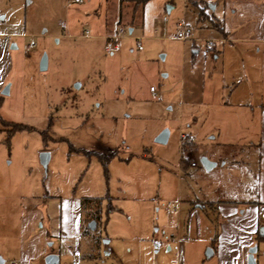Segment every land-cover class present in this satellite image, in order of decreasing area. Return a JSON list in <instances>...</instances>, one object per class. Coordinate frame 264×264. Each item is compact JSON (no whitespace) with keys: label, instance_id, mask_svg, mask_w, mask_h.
<instances>
[{"label":"rangeland","instance_id":"374dc122","mask_svg":"<svg viewBox=\"0 0 264 264\" xmlns=\"http://www.w3.org/2000/svg\"><path fill=\"white\" fill-rule=\"evenodd\" d=\"M140 1L3 0L0 59L9 63L8 94L0 95L3 264L18 259L21 212L38 199L73 194L101 199L92 221L83 224L86 229L94 221V234L101 235L99 260L78 264H231V259L247 264L251 248L255 263L264 264V239L253 236L251 245L238 242L233 248L225 239L220 247L219 237L216 244L221 219L213 204L203 202L254 197L242 188L251 190L255 183L251 132L256 124L239 123L231 115L232 101L245 100L247 85L240 73L249 60L226 57L223 66L212 68L204 44L195 42L193 49L191 39L183 44L175 39L181 23L190 27L194 40L219 38L206 22H197L194 4L206 2L223 18L237 0H151L143 27ZM249 1L264 6V0ZM168 6L172 9L164 12ZM219 25L210 20L211 28ZM84 29L91 37H82ZM115 29L143 38L98 37ZM31 39L34 46L28 49ZM257 47L264 60V44L250 45L251 52ZM242 49L231 48V55ZM43 55L47 68L40 71ZM233 81L241 82L235 90ZM1 122L23 128L11 133ZM163 132L166 143H157ZM180 134L191 141L180 145ZM240 147H252L238 154L249 161L241 166L228 160ZM41 153L49 155L45 168ZM203 157L214 159L210 171L202 167ZM188 200L208 209L188 213ZM50 226L44 215L32 235L54 242L46 235ZM235 232L239 240L240 231ZM212 247L217 251L207 258Z\"/></svg>","mask_w":264,"mask_h":264},{"label":"crops","instance_id":"0c3cea01","mask_svg":"<svg viewBox=\"0 0 264 264\" xmlns=\"http://www.w3.org/2000/svg\"><path fill=\"white\" fill-rule=\"evenodd\" d=\"M150 1L151 0H148L142 6V10H140V26L142 27L144 24L145 5ZM2 4L3 0H0V13ZM198 5H201L203 9L194 4L197 11V22H206L207 28L213 30L217 35H219V38H213L214 45L211 50L209 49L207 51V54H209V63L210 65H213L212 68L215 66L219 67L220 65L223 66L226 57H237L241 60L242 58H247L249 60V65L247 67H242L241 73L239 72L240 75H243V79L247 85L245 100L232 101L233 105H231V107L235 109L231 115L234 117L238 116L237 122L239 123H246V125L252 123L256 124V131L251 132L253 133V137L256 138V144L254 146L255 149L253 150L255 153V183L251 190L246 186L242 188L244 191L243 194H245L246 191H253L252 193L254 197H249L248 200L216 199L205 200L203 202L213 204L215 209L214 213H216V215L221 219L219 224L221 232L218 236H215L216 244L218 243L220 237V247H222L221 244L224 242V239L226 240V245L232 246L233 248L238 242L239 244L251 245L253 236L259 234L264 238L263 231H261L264 229V217L260 215L258 210L259 206L264 205V60L262 59L263 52L260 51L258 47L255 52H251L250 50V45L264 44V6L255 4L249 0H237L230 5L227 11L225 10L223 12V18H220L209 10L211 5H209L208 8L206 7V2H199ZM170 9H172L171 6H168L167 8L165 7L164 12H168ZM0 19H4V16H1ZM130 19L132 22L130 26H133L135 21L134 16H131ZM210 20H218L220 25L216 29H213L210 27ZM133 29V27L128 29V33L130 31L129 34H131ZM85 31H88L89 36H85ZM83 32L84 34H82V37H91L88 29H84ZM109 34L107 36H109ZM107 36L98 35L100 38H106ZM140 38L138 40H140ZM192 42L193 49H197L195 42L206 46L205 41H200L197 38L192 40ZM226 43H229L230 47H228L229 49L225 53L224 48ZM237 46L246 51L236 52L237 50H234L235 52L232 56L230 49H236ZM110 53L112 54V52ZM241 64H243V62H241ZM8 70L9 63L0 59V95H2V90L6 84L5 77ZM232 83L235 85V88L233 89L235 90L237 85L241 82L235 84L233 81ZM251 149L252 147H240L237 150L234 149V155L232 154L228 160L232 164L235 163V165L238 164L241 166V164H247L249 161H247L246 158L240 157L238 154L243 153L244 150L250 153ZM235 153H237V155H235ZM209 160L214 161L212 158H209ZM192 164L193 162L190 166L196 167V164L194 166ZM223 165H225V162H223ZM83 198L89 197L75 196V194H73L70 198H63L59 196L46 197L42 200V202L40 199L35 201V205H31V207H33L30 210H23L21 212V240L18 251V259L17 261H12L17 262V264H30L33 260H36L39 257L45 258L49 254L57 255L59 258V264L61 259L65 260L66 264H69L70 258L74 254L78 258V263L79 261L89 263H95L98 261L99 258H97L96 253L101 251V243L97 250L95 247L92 248V243L95 237H99L101 240V235L97 236L94 234L95 228L94 230H90L88 227L86 229L83 228L84 223L92 221L91 216L95 209H83L81 207V199ZM188 201V213L197 208L203 211L208 209L196 203L198 200ZM178 204L181 206L182 201L181 203L179 201ZM178 209L180 212L181 209L178 208L177 204H175V213ZM44 215L47 218L48 226L51 225L49 228L50 231L48 230L46 235L50 239L54 240V242H47V245L44 240L46 238L45 236L42 237V234H36V236L32 235V229L34 228L35 223L39 220H43ZM86 230L89 231V234H84ZM236 230L240 231L239 240L236 237L238 235L235 232ZM233 235L235 236L233 237ZM82 241L86 243L84 248L81 246ZM53 243L57 245L56 248H53ZM211 250L212 255L210 257L216 253L217 247H212ZM85 255H88V257L82 258ZM230 262L231 264H239L235 259H231L229 263ZM3 263L4 260L0 257V264Z\"/></svg>","mask_w":264,"mask_h":264},{"label":"built area","instance_id":"2783aa9c","mask_svg":"<svg viewBox=\"0 0 264 264\" xmlns=\"http://www.w3.org/2000/svg\"><path fill=\"white\" fill-rule=\"evenodd\" d=\"M74 2H80V0H74ZM85 36H89L88 31H85ZM124 37L129 38V39H133L136 41L139 39L137 37L124 36V31L122 29H120V30L116 29V31L113 34L107 36L106 38L108 40H118V39H121ZM175 39L181 43H184L190 39L194 40L191 38V29L184 23L179 24L178 30H177L176 35H175ZM136 44H137V49L140 50L141 49L140 45H138V43H136ZM205 45H206L205 48L208 51L214 45V40L205 41ZM33 46H34V42L31 39L27 45V48L30 49ZM113 48L118 49V46L116 44H114ZM107 51H110V49L107 48ZM149 91H150L151 96H153V97L156 96L155 89L153 87H150ZM179 141H180V145H181L182 142H190L191 139L187 135L180 134L179 135ZM192 165L194 166L195 164L193 163ZM258 210H259L260 215H262L264 217V205L259 206ZM10 264H17V262L12 261ZM69 264H78V258L75 254L71 256Z\"/></svg>","mask_w":264,"mask_h":264},{"label":"water","instance_id":"95a60500","mask_svg":"<svg viewBox=\"0 0 264 264\" xmlns=\"http://www.w3.org/2000/svg\"><path fill=\"white\" fill-rule=\"evenodd\" d=\"M46 68H47V59L46 56L43 55L39 63V69L40 71H45ZM8 90H9V86L7 85L2 90V95H7ZM167 139H168V133L163 132L156 138V142L160 144H164L166 143ZM48 160H49V155L47 153L40 154V163L43 165L44 168L46 167ZM200 163L206 171H210L213 167H215V163L208 160L206 157L201 158ZM94 228H95V223L93 221L88 225V229L94 230ZM261 231H263V235H264V229H262ZM254 252H255V248L249 249V254L247 256V264H256L253 257ZM211 255H212V250L208 249L206 251V257L209 258ZM44 264H59V258L57 255L49 254L44 258Z\"/></svg>","mask_w":264,"mask_h":264},{"label":"trees","instance_id":"16d2710c","mask_svg":"<svg viewBox=\"0 0 264 264\" xmlns=\"http://www.w3.org/2000/svg\"><path fill=\"white\" fill-rule=\"evenodd\" d=\"M148 0H141L140 1V5L143 6ZM1 124L3 126H6V127H10L11 128V133H15L19 130H21L23 128V126L21 125H15V124H9V123H4V122H1ZM100 203H101V199H98V198H83L81 199V207L83 209H92L94 208L95 210H99L100 209ZM84 234H89V231H85ZM255 239L256 240H263L264 238L257 234L255 236ZM100 245V238L99 237H95L93 239V243H92V248H96V250L98 249V246ZM88 255H85L84 257L82 258H87Z\"/></svg>","mask_w":264,"mask_h":264}]
</instances>
